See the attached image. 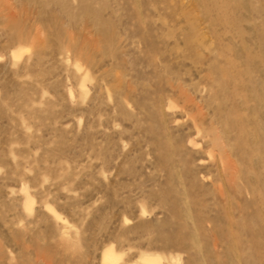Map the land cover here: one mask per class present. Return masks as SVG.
Masks as SVG:
<instances>
[{
	"label": "rangeland",
	"instance_id": "obj_1",
	"mask_svg": "<svg viewBox=\"0 0 264 264\" xmlns=\"http://www.w3.org/2000/svg\"><path fill=\"white\" fill-rule=\"evenodd\" d=\"M264 264V0H0V264Z\"/></svg>",
	"mask_w": 264,
	"mask_h": 264
},
{
	"label": "bare ground",
	"instance_id": "obj_2",
	"mask_svg": "<svg viewBox=\"0 0 264 264\" xmlns=\"http://www.w3.org/2000/svg\"><path fill=\"white\" fill-rule=\"evenodd\" d=\"M102 259L104 264H116V259L112 251L104 252L102 255Z\"/></svg>",
	"mask_w": 264,
	"mask_h": 264
}]
</instances>
